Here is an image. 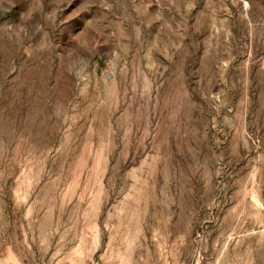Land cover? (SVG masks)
Wrapping results in <instances>:
<instances>
[{
	"label": "rangeland",
	"instance_id": "374dc122",
	"mask_svg": "<svg viewBox=\"0 0 264 264\" xmlns=\"http://www.w3.org/2000/svg\"><path fill=\"white\" fill-rule=\"evenodd\" d=\"M0 264H264V0H0Z\"/></svg>",
	"mask_w": 264,
	"mask_h": 264
}]
</instances>
